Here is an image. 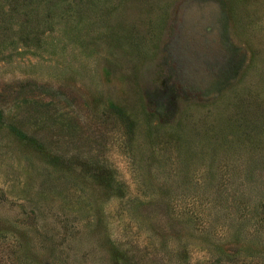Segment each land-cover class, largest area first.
Returning <instances> with one entry per match:
<instances>
[{
  "label": "rangeland",
  "instance_id": "rangeland-1",
  "mask_svg": "<svg viewBox=\"0 0 264 264\" xmlns=\"http://www.w3.org/2000/svg\"><path fill=\"white\" fill-rule=\"evenodd\" d=\"M0 264H264V0H0Z\"/></svg>",
  "mask_w": 264,
  "mask_h": 264
},
{
  "label": "trees",
  "instance_id": "trees-1",
  "mask_svg": "<svg viewBox=\"0 0 264 264\" xmlns=\"http://www.w3.org/2000/svg\"><path fill=\"white\" fill-rule=\"evenodd\" d=\"M2 118H3V110L0 109V121H2Z\"/></svg>",
  "mask_w": 264,
  "mask_h": 264
}]
</instances>
